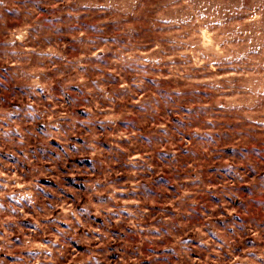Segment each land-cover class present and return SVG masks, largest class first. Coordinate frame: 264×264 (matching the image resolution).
<instances>
[{
    "label": "rangeland",
    "instance_id": "rangeland-1",
    "mask_svg": "<svg viewBox=\"0 0 264 264\" xmlns=\"http://www.w3.org/2000/svg\"><path fill=\"white\" fill-rule=\"evenodd\" d=\"M0 264H264V0H0Z\"/></svg>",
    "mask_w": 264,
    "mask_h": 264
}]
</instances>
